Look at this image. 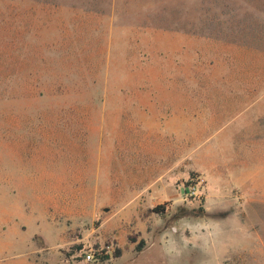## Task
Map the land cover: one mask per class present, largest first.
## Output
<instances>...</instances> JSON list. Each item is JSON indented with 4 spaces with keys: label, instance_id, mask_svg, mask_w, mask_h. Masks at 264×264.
<instances>
[{
    "label": "rangeland",
    "instance_id": "obj_1",
    "mask_svg": "<svg viewBox=\"0 0 264 264\" xmlns=\"http://www.w3.org/2000/svg\"><path fill=\"white\" fill-rule=\"evenodd\" d=\"M0 264H264V0H0Z\"/></svg>",
    "mask_w": 264,
    "mask_h": 264
},
{
    "label": "built area",
    "instance_id": "obj_2",
    "mask_svg": "<svg viewBox=\"0 0 264 264\" xmlns=\"http://www.w3.org/2000/svg\"><path fill=\"white\" fill-rule=\"evenodd\" d=\"M197 191V186L196 185H192L190 186V193L191 194H195ZM95 258V254L92 252H87L86 253V260H92Z\"/></svg>",
    "mask_w": 264,
    "mask_h": 264
},
{
    "label": "crops",
    "instance_id": "obj_3",
    "mask_svg": "<svg viewBox=\"0 0 264 264\" xmlns=\"http://www.w3.org/2000/svg\"><path fill=\"white\" fill-rule=\"evenodd\" d=\"M196 165H199V164H196ZM196 167H198V166H196ZM206 168H207L208 170L213 169V167H211L210 165H208ZM235 181H236V183H237L238 185L241 184V178H236Z\"/></svg>",
    "mask_w": 264,
    "mask_h": 264
},
{
    "label": "trees",
    "instance_id": "obj_4",
    "mask_svg": "<svg viewBox=\"0 0 264 264\" xmlns=\"http://www.w3.org/2000/svg\"><path fill=\"white\" fill-rule=\"evenodd\" d=\"M163 209H164V207H163L162 205H158V206L155 208L156 211L163 210Z\"/></svg>",
    "mask_w": 264,
    "mask_h": 264
}]
</instances>
